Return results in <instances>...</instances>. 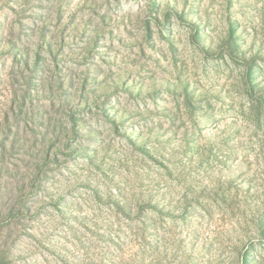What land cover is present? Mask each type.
<instances>
[{
    "label": "rangeland",
    "instance_id": "374dc122",
    "mask_svg": "<svg viewBox=\"0 0 264 264\" xmlns=\"http://www.w3.org/2000/svg\"><path fill=\"white\" fill-rule=\"evenodd\" d=\"M0 264H264V0H0Z\"/></svg>",
    "mask_w": 264,
    "mask_h": 264
}]
</instances>
